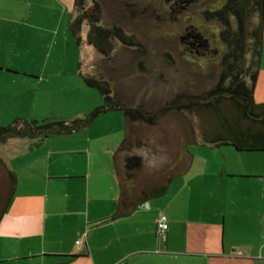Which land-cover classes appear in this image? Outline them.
Returning a JSON list of instances; mask_svg holds the SVG:
<instances>
[{
	"label": "rangeland",
	"instance_id": "1",
	"mask_svg": "<svg viewBox=\"0 0 264 264\" xmlns=\"http://www.w3.org/2000/svg\"><path fill=\"white\" fill-rule=\"evenodd\" d=\"M97 1L102 23L120 26L136 39L137 46L116 44L106 57L86 45L79 49L69 29L73 0H0L1 126L16 117L71 119L88 113L102 100L96 89L85 85L80 72L97 73L111 80L127 102L147 110L158 108L177 93L206 90L218 78L216 54L224 49L219 38L220 23L206 20L203 11L219 8L224 0H193L178 4L181 7L174 0ZM189 31L207 38L217 52L189 47L182 39ZM84 33L82 25V37ZM109 114L116 115L111 119L112 126L123 121L121 112H107L85 131L92 134L105 130L107 123L102 115ZM196 131L189 118L177 111L158 117L152 124L136 122L129 129L130 148L116 157L120 180L122 172H129L128 183L135 192L161 185L165 177L186 166L188 155L183 144ZM17 145L15 139L0 144L4 162H0V205L8 192L7 163ZM185 148L190 154L188 169L173 179L165 196H190L193 215L199 210L204 215L218 211L229 214L234 212L233 204H243L249 210L248 225L259 231L264 226L260 221L264 180L248 175L264 174V155L200 141L185 143ZM153 155H166L167 160L158 167H149ZM132 156L139 164L127 169L125 159ZM155 199L161 201L160 197ZM221 199L226 200L224 204L215 202ZM239 215L233 218L241 222L244 217ZM221 219V215L215 219L217 233ZM229 233L226 231L225 241ZM257 243L263 246L264 240L258 239Z\"/></svg>",
	"mask_w": 264,
	"mask_h": 264
},
{
	"label": "crops",
	"instance_id": "2",
	"mask_svg": "<svg viewBox=\"0 0 264 264\" xmlns=\"http://www.w3.org/2000/svg\"><path fill=\"white\" fill-rule=\"evenodd\" d=\"M253 97L264 102V16ZM113 116L102 115L107 126L101 132L85 128L38 145L15 139L18 148L7 165L16 184L0 218V264H264V245L257 243L264 226L256 232L248 225L243 204H233L229 214L199 210L194 216L190 196L165 193L161 201L152 198L127 216L108 219L119 196L113 154L124 136L123 121L112 126ZM248 177L264 180V174ZM161 214L167 229L158 242ZM238 214L245 221L233 218ZM218 215L220 233L214 228Z\"/></svg>",
	"mask_w": 264,
	"mask_h": 264
},
{
	"label": "trees",
	"instance_id": "3",
	"mask_svg": "<svg viewBox=\"0 0 264 264\" xmlns=\"http://www.w3.org/2000/svg\"><path fill=\"white\" fill-rule=\"evenodd\" d=\"M203 15L206 20L212 18L220 23L219 38L224 47L222 52L216 54L218 78L206 90L177 93L158 108L147 110L141 105L127 102L111 80L97 73L80 72L85 85L99 92L102 100L99 105L83 116L71 119L16 117L9 124L0 125V144L9 139H30L38 145L52 136H66L81 131L101 114L121 112L124 136L113 154L119 196L115 210L108 219L127 216L136 206L165 194L171 181L188 169L190 154L185 143L200 141L213 147L230 145L238 152H263L264 102H255L253 89L263 42L264 0H224L219 8L205 10ZM82 25L85 27L84 37L81 35ZM69 29L79 49L83 45L89 46L102 57L110 56L116 44L129 47L138 45L136 39L120 26L102 23L101 5L97 0H73ZM78 65L80 68L81 61ZM171 111L186 115L192 127L197 129L195 136L183 144L188 155L186 166L180 172L165 177L161 185L146 186L135 192L132 190L133 185L128 183L131 178L129 172H122L120 180L116 157L121 151L130 148L129 129L133 124H152L158 117ZM0 162L4 164L1 158ZM6 172L8 192L0 205V218L16 184L14 171L6 167Z\"/></svg>",
	"mask_w": 264,
	"mask_h": 264
},
{
	"label": "flooded vegetation",
	"instance_id": "4",
	"mask_svg": "<svg viewBox=\"0 0 264 264\" xmlns=\"http://www.w3.org/2000/svg\"><path fill=\"white\" fill-rule=\"evenodd\" d=\"M193 0H174L175 4L177 7H181L178 6V4H182V3H190ZM222 5V4H221ZM182 39H186V43L188 44L189 47H193V48H200L203 49L205 51H211V52H217V49H212L209 46V41L207 38L203 37L202 35H200L199 33H194L193 31H189L186 33L185 37ZM191 50V49H189ZM197 52H199V50H196ZM139 164V160L135 157H126L125 159V167L128 169L130 167H133L134 165Z\"/></svg>",
	"mask_w": 264,
	"mask_h": 264
},
{
	"label": "built area",
	"instance_id": "5",
	"mask_svg": "<svg viewBox=\"0 0 264 264\" xmlns=\"http://www.w3.org/2000/svg\"><path fill=\"white\" fill-rule=\"evenodd\" d=\"M166 229H167V218L164 214H161L156 223L158 242L165 240V230Z\"/></svg>",
	"mask_w": 264,
	"mask_h": 264
},
{
	"label": "clouds",
	"instance_id": "6",
	"mask_svg": "<svg viewBox=\"0 0 264 264\" xmlns=\"http://www.w3.org/2000/svg\"><path fill=\"white\" fill-rule=\"evenodd\" d=\"M166 160H167L166 155H162L159 157L153 155L152 158L150 160H148V166L149 167H158V166L162 165L163 163H165Z\"/></svg>",
	"mask_w": 264,
	"mask_h": 264
}]
</instances>
